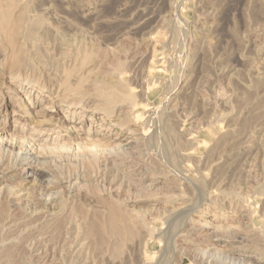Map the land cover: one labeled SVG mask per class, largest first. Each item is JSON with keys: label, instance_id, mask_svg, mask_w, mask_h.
Here are the masks:
<instances>
[{"label": "rangeland", "instance_id": "1", "mask_svg": "<svg viewBox=\"0 0 264 264\" xmlns=\"http://www.w3.org/2000/svg\"><path fill=\"white\" fill-rule=\"evenodd\" d=\"M31 1L33 2V0ZM36 1L37 0H34V3H32L34 4V8L36 7V9H34L33 6L31 7L32 13L37 15L39 14L40 16L42 15L44 18L46 17L50 22L49 23L47 21L48 26L51 27V31H55L50 35V37L45 39L48 40V43L44 40L48 45L50 43V45L47 46V44L44 42L46 44V51H48L47 54L49 55L50 52V55H52L49 56L50 58L52 57V62L53 59L57 57L54 59V63L61 62L66 66H72L74 61H72V59L69 61V59H66L69 56L65 55L73 54L74 52H76L75 48L76 50H78L77 47L79 46L80 51H87V54L91 57L89 62L91 63V60L92 62H94L92 64L88 63V66H85L86 69H91L95 67L96 64L100 65L101 62H105L104 64L101 63L103 66H105L106 64L110 65L112 59L115 60V58L112 57L113 55L115 57L121 56L122 58L120 57V59L125 60V62L126 59L127 62L129 61V63L126 64L127 66L128 64H130L128 66L129 69L127 68L126 70V67H124V70L126 71L124 72L123 70V75L126 76L128 82L130 81V85H133V88L139 91L141 90L139 87H141L142 84L145 83L146 87L144 85L142 86L144 87L145 92L144 102H146L147 104H149L148 102H150V104L153 105L152 106L149 104L150 106H152L150 107L152 113L149 112L148 114H146V117L143 120L144 125L146 124L145 126L143 125V128H145L144 131H146V133L143 131L145 140H141V142L139 141L135 144H132V146L128 145L126 146L127 148L125 147V149L123 148L125 154L128 155V159L131 160H126L122 164V166H120L121 169H119V171H115L117 174H122V176H118V184L121 186L120 183L122 182L123 185L122 188L120 187L121 191L119 190V194L115 191V188L112 189V194L114 193V196L120 195V197L122 198H125L127 196H129V198H132V192H134V189L136 190V188H138L139 190L140 188V190L142 191L141 188L146 189L145 186L151 183L144 180L147 175L151 174V172H157L160 177L166 175V179H168L166 180L165 184H163L164 182H162L160 179L159 181L154 182L155 185L159 183L157 185V188H154V186L152 188L154 189L153 193L155 192V189L157 190L158 188V193L161 191V195L159 196L160 203H158V205H156L155 207L151 206L153 208L150 207V204L147 201L140 202L139 205L140 209H143L142 211H145L147 209H151V211L153 210L152 213L154 214L152 217H149V219H152L153 217L159 218L160 216V220L162 221V223L150 225V227H152L153 229H148L150 231H153L154 235H150L151 233L148 234L150 231L148 232L146 229H140V231L142 230V232H138V235L132 237L131 239H127L128 241L126 240L125 245H123L124 247H122L121 249H115V240L108 239L105 242L106 244H104V246H101L100 249L96 250L94 248L95 251L93 250V253V251L91 250L93 248V242L91 243L92 239L89 240V237H86L84 236L86 234H83L85 230L87 232L88 227H85L87 225H85L84 223L78 222L79 218L75 217L76 219L72 222L67 220L68 218H62V220H66L68 224L65 221L62 222V220L59 221L61 223L53 222L52 224H49V221L51 219L49 218V215H45L44 219L43 217L38 216L35 219H25L24 217L27 211H24V214V212H21L23 211L22 206H20L21 208L18 207L20 210L16 206H14L13 198L10 197V194L8 195L9 192L7 190L3 189V192L1 190L3 194L0 193V208L2 205L9 206L8 204L12 203L11 205L13 206H10L13 208H9L13 209V211H10L8 208L6 209L7 212L4 213L7 214L8 212H10L9 214H7L8 217L6 218L8 219L10 217L8 219L9 221L7 220V222H2V224L0 225L3 226L2 228L0 227V229H3L2 232L4 231L3 234L2 232L0 233L2 234L0 235V237L2 236L0 238V243L4 240L7 242L6 243L4 241L5 243L3 242L2 245L0 244L1 248H5H3L4 250L0 248L3 252H5L2 253L0 250V253L6 255L4 257L2 254L0 255V264H8V262L9 264H71L72 261V264H85L84 262H86V264H153V262L154 264H167V262H170L168 264H232L233 261L234 264H264V252L262 253V250L264 249V231H262V229H264L262 228L264 226V218L262 216V212L264 210V195H262L264 194V184L262 185V183H264V172L262 171L264 170V0H38V3ZM37 8L39 10L41 9V11L37 10ZM34 11L37 13H35ZM46 18L45 20H47ZM49 24H51L52 26ZM54 37L56 40L53 39ZM63 37L64 39L62 40ZM63 42L66 44H64ZM58 45L61 46L59 47ZM71 48H74V50L72 51ZM81 48L84 50H82ZM97 50L99 52H95ZM107 51L109 52V54L107 55V58H104V56H106V54L108 53ZM110 51H115V54H113L112 52L113 55H111ZM93 52H95V54ZM100 52L102 53L101 56L102 58H104V62L102 61V58L98 56ZM54 55L55 57L53 58ZM93 55L100 58L96 59V57H92ZM64 56L66 58H64ZM63 58L66 60H64ZM108 58H110L111 61H109L110 59ZM2 59L3 58L1 57L0 61H2ZM98 59H101L99 60L100 63L97 61ZM37 64L39 66L38 68H40L41 66V70L44 72L43 75H46V78L48 77L47 75L50 71H53V73H57V71H54V69L52 70L51 67L49 68V66L43 63L40 64L38 62ZM58 73L56 74V77L58 76L59 79H57L58 81L56 80V83H58L63 76L61 75L62 72L58 71ZM151 78H153L152 81H150ZM49 80H51V78H49ZM155 80L156 82H153ZM25 88L27 89L26 86H24V89ZM54 88L49 87V89L45 90V94L56 96L58 90H55ZM22 89L23 88H20L18 91L20 94H22L20 95V97H22L23 95L25 96L26 94L24 92L25 90ZM2 96L6 101H8V97L11 96L15 99V96L11 94L9 95V92H7V89L5 88H2ZM2 96L0 98V102L2 100ZM172 109H174L175 111ZM6 110L7 111H5L4 106L0 107V118H3L6 112L8 118L7 126H9V124L10 126H13L14 123L12 122V115L14 108L12 107V105H10ZM157 112L159 113L157 114ZM160 112L162 113L160 114ZM19 115H21V113ZM16 118H20V116H17ZM96 119L97 126V124L99 125V122L101 121L99 117H97ZM112 120H115V118ZM20 121H22V119H20ZM171 128H175V130H172ZM176 128L178 130L180 128L181 131L176 130ZM25 131L30 132L31 128L26 127ZM172 131L177 132L175 134V132L173 133ZM183 131L185 133H182ZM178 138L181 141H179ZM200 140L203 141L201 142ZM142 142L146 147H143ZM146 142L148 143V145ZM177 142H179V145ZM196 142H198L199 145L195 144ZM139 145L142 147L140 148ZM175 145L178 146V149L180 147L177 153H180L181 155L174 154V152L176 153V147H174ZM136 147H138L139 150ZM134 148L137 150V152ZM171 150L173 153L169 152ZM180 150L185 151L182 152ZM156 151H158L160 154L158 152L155 153ZM166 151H168L170 157L172 155L171 160ZM161 152H163L162 155ZM186 152L188 153L186 154ZM158 154L161 156H159ZM183 154L185 156L187 155V157L183 158L185 157ZM163 155L165 159L162 157ZM165 155L167 156V158ZM188 156H190L191 159L190 157L188 158ZM179 157H182L180 161ZM155 158L160 163L156 164L157 161L154 160ZM134 159H140V162L135 160L134 163ZM150 159L153 161L152 163ZM163 159L165 161L167 160V163H164L165 161ZM174 159H176L178 164L175 163L176 161ZM187 159L190 160L187 161ZM143 160L149 161L148 163L150 165ZM70 161V163L72 164L69 163V160L67 161V163H65L66 160L63 162L60 161L61 163L58 162V166L55 170H60V172H63L65 175L69 174L68 171H70V168H67L72 167L75 162H73V159ZM173 162L178 167V169ZM179 162H181L182 164ZM153 164L158 165L159 167H156L155 165L154 167ZM167 164L168 166L166 167L165 165ZM171 165H174L173 167L175 169ZM149 166H151V169ZM162 166L167 169H161L163 168ZM58 167L62 169L64 168L63 171L61 169H58ZM127 167L128 169H130L129 171ZM181 167L183 170L180 169ZM64 170H68L65 171L67 173H65ZM147 170H149L148 174L146 173ZM160 170L164 171L158 172ZM21 171L22 168H19L17 171H14L12 173H0V179L3 180V177H11L12 175L13 180H7L8 183L6 182L5 185H15L17 183L20 184L19 182H21V178L19 174ZM178 171L180 172V174ZM261 171L263 174L261 173ZM60 172L58 174H60ZM115 172L114 174L109 173L107 174V176L112 177L116 174ZM136 172L137 175L134 174ZM181 172H186L184 173L185 176L181 175ZM64 174L61 173L60 176L64 178ZM167 174L170 178L167 177ZM175 174H179L180 177ZM123 175L125 176L123 177ZM127 176L130 177L131 181L133 180V178H135L134 180L136 181V183H134L135 181H132V183L130 184L129 182L131 181H129ZM189 177H191V179ZM47 178V176L46 178L44 177V182H51V179L48 180ZM123 178H125L124 180L126 182L124 180L121 181ZM177 178L179 180H177ZM187 178L190 179V181ZM173 179L174 181H177H175L174 184ZM180 179H182V182L180 181ZM139 180L141 181V183L139 182ZM191 180H196V183ZM167 181L169 182V184L167 183ZM55 182L58 181L55 180ZM144 182H146L145 186L141 185ZM133 183L135 184V186ZM181 184L183 187L180 186ZM186 184H188V187H186ZM127 185L131 188H135L130 189ZM111 186L107 185L108 188ZM2 187L3 185L0 186V188ZM180 187H182L183 189ZM125 189H130V193L129 191L127 193V190ZM124 190L126 191V193ZM174 190L175 193H172L174 192ZM55 191V194L53 193L54 197L57 196L56 193L58 191L60 192L61 190ZM108 191H106V193ZM23 192L25 191L23 190ZM23 192L20 193V196L26 194H23ZM222 192L224 196H226V192H229V196L230 193H234V196L231 195V197H236V199L234 200V198L231 197L224 198V196L221 195ZM238 192L241 193L243 199L240 195H237ZM35 193L36 194L34 198H36V196L38 197L36 198V200H44L48 198V195L46 196L42 189H38V191ZM182 194H184L185 196H183ZM73 195H75V192H73L70 197ZM103 196H105L106 198L108 197L106 196V194H103ZM179 197H183L182 200H180L181 198ZM78 199V203H76L75 205L85 204V207L92 208L93 206V209L97 207L95 201H87V199L85 198L79 200ZM230 199H233V202ZM70 200L72 201L73 198ZM234 201L236 203H239L236 205ZM79 202L82 203L80 204ZM254 202H256V204ZM247 204L252 209L254 204L255 210H257L256 217L260 220V222L257 224V227L260 226V230L262 231L263 236L261 231V234L259 233V231L257 232L259 235H257L255 232V237L251 236L252 233L250 232L251 235L245 237L246 239L243 238V240L241 238L242 234H238L237 237L240 239V241H244L242 245L247 246V248H241L242 250L240 249V251L239 249L233 252L228 251L227 249L225 250V247L223 246L225 244L223 243L226 239H222V243L216 242L214 240L210 242L209 240H211V238L206 235L207 232H209L208 230L210 229H202L200 228L198 223L195 222L196 219L200 218L199 215L203 213L207 215L210 214L209 216H211L213 212H215V210H217L218 212H226L228 214H230L231 212L234 213L235 211L234 216L236 217V224L240 225L243 229L250 223L247 217H245L247 215L245 211V209H247L248 207ZM178 205L182 206V209L177 210L178 213L181 214V217L183 216L182 220L175 209L178 208ZM185 205L186 207H184ZM214 205L215 207L217 206L216 209ZM7 206L4 207L6 208ZM244 206L246 207L243 209ZM187 207L188 209H186ZM234 207H236V210L234 209ZM154 209H156L157 211H154ZM171 209L173 210L171 211ZM239 209H241L242 211ZM174 210L178 215H176ZM183 210L184 212H182ZM169 211L172 213H170V216L168 214ZM167 216H169V218ZM174 216L175 218H173ZM17 217L20 219H18ZM12 218L15 222L12 220ZM37 218H41L40 220H43L44 222L42 221L41 223L39 220H37ZM164 219H166V223H164ZM177 219L179 220L178 222L181 223H179L178 225H174V222L178 223ZM25 220L28 221V224ZM11 221L17 224H14L13 222L11 223ZM64 223L65 225L67 224L65 226L66 228L64 226H61V224L63 225ZM79 223H81V226H83L82 233H80L81 229L78 230L79 232L76 231L77 229H79L78 227H80L78 225ZM191 223L193 224V226H190L192 225ZM33 224H35L36 227H34L35 225L33 226ZM53 224L56 227H53ZM23 225L28 226L24 227ZM44 225L47 227H45ZM261 225L263 226L261 227ZM43 226L46 228L48 234L46 233V231L40 233L42 232L41 230L45 229ZM189 226L191 229L189 228ZM39 227H43V229H40ZM48 227H50L51 229H49ZM37 228L39 231L37 230ZM168 228H170L171 232ZM247 228H249V225L244 229ZM17 229L19 230L17 231ZM10 230L13 233L12 236ZM248 230H251V227ZM8 231L9 235L7 234ZM13 231L16 232L14 233ZM146 231L148 235L146 234ZM159 231L160 234H157L159 233ZM56 232L58 233L57 235L55 234ZM161 232L163 234H161ZM17 233L20 234L18 235ZM39 233L40 236H38ZM60 233L61 235H59ZM66 233L69 234L67 235ZM77 233H80V235H77ZM42 234L46 235L45 239V235L43 236ZM81 234H83L84 237ZM168 234L169 240H166L165 238L168 237ZM75 235H77L78 238ZM156 235L157 237L159 235L158 238H162L163 240L158 239ZM171 235H174L173 237L175 239H173ZM8 236H11V238L9 237L10 239L7 240ZM52 236L55 238L56 242L54 241V238ZM12 237L13 239H15V237L17 239L19 238L18 240L20 242L23 241L26 246H24V243L22 242L19 243L17 239L13 240ZM35 238H42L41 240H44L41 241L37 239L35 241ZM238 238L233 239L234 246L241 245ZM255 238L257 240H255ZM65 239H67V241ZM84 239H86L87 242L89 241L87 246L92 248L85 250V253L82 252V254H84L82 255L78 250L80 249V245L85 242ZM251 239L253 241H251ZM65 241L67 242L66 244L64 243ZM109 241L110 243H108ZM112 241L113 244H111ZM212 242L215 243V245H213ZM166 243L169 245V247H171L169 248ZM195 243H200V245L197 246ZM216 243L218 244L216 245ZM14 244H18V246H14ZM8 246H10L11 248L14 246L16 249L12 248L9 250L10 247L8 248ZM211 246L214 248H212ZM167 248L169 249L167 250ZM184 249H186V251ZM200 249H203L205 251L201 252ZM6 250H12V252L9 253V251ZM58 250L63 251H60L59 253ZM165 250L167 253L164 252ZM13 251H15L16 254ZM44 252L46 255L44 254ZM163 252L166 253V256ZM218 252L221 253V256L219 255V258ZM12 253L16 256L19 255L21 258H19L18 256L15 260V256L13 257ZM72 253H76L77 255H74L73 257ZM147 253L148 255H152H149L148 257ZM203 253L204 255H206L205 257ZM8 254L9 256L12 255L10 257L13 258V261L12 258L10 259L9 256H7ZM201 254L202 256H200ZM1 256L7 260H2ZM160 256H163V259ZM227 257H229V259ZM147 261L151 262L149 263Z\"/></svg>", "mask_w": 264, "mask_h": 264}, {"label": "bare ground", "instance_id": "2", "mask_svg": "<svg viewBox=\"0 0 264 264\" xmlns=\"http://www.w3.org/2000/svg\"><path fill=\"white\" fill-rule=\"evenodd\" d=\"M32 3H34V0H33V2L31 0H0V58L1 57L3 58L2 61H0V63H1L0 64L1 65V70H0V98L2 96V88L7 89V92H9V95L11 94V95L15 96V99L12 98V96L8 97V99H9L8 101H6L5 98L2 96V100L0 102V107L4 106L5 111H7L6 109L10 105H12V107L14 108L13 115H12V117H13L12 122L14 123V125L12 124L13 126H10V124H9V126H7L8 118H7L6 112H5L4 117L0 118V173H6V172L12 173L14 171H17L19 168H22V171L19 174V176L21 178L20 179L21 182H19L20 184L17 183L15 185H12V184L11 185H7V184L5 185L7 180L8 181L13 180L12 175H11V177H6V176L3 177L4 178L3 180L0 179V186L3 185V187H4V188L3 187L0 188V193L3 192V189L7 190L9 192L8 195L10 194V197L13 198L14 206H16L17 208L22 206L23 211H21V212L27 211L24 218L25 219L29 218L28 220H30L32 218L35 219L37 216L43 217V219H44L45 215H49V218H51V219L49 221L50 223L49 222L48 223L52 224L53 222L54 223L59 222L60 220H62V218H68L67 220H69L70 222L74 221L76 218H79L78 222L84 223L85 225H87L85 227H88V228H87V232H86V230L83 232V226H81V223H79L78 225L81 228L77 226L79 229H77L76 231L81 229L80 233L83 232V234H86L84 236L89 237L88 238L89 240L92 239L91 243L93 242V248L91 247L92 248L91 249L89 246H87L89 241L87 242V240L84 239L85 242H83L80 245V249L78 250V251H80L81 254H82V252L85 253L84 251L88 250V249H91L92 251L94 250V248L96 250L100 249L101 246H104V244H106L105 242L108 239L115 240V242H114L115 243L114 244L115 249H121L122 247H124L123 245H125L127 239H129V238L131 239L132 237L138 235V232H142V230L140 231V229H146L149 232L150 230L148 228H152V227H150V225L162 223V221L160 220V216H159V218L153 217L152 219L151 218L149 219V217H152L154 214V213H152L153 210L151 211V209H147L145 207L147 210L144 209L145 211H142L143 209L141 210L139 205H140V202H143V201L149 202L150 207L151 206L155 207L156 205H158V203H160V199H159L160 197L159 196L161 195L160 194L161 191L158 193V191H159L158 190L159 188H158L157 189L158 191L155 189V192L153 193L154 189H152V188H153V186H154V188H157V185L159 183L155 185L154 182H157L160 179L162 182H164L163 184L166 183V180L168 178L166 179L165 174H164L165 176L160 177V175H158L157 172L156 173H155V171L151 172V170H150L151 174H149L147 176L143 173L146 176L144 180L151 182L153 184L149 183L148 185L145 186L146 182H144L141 185H144L146 189L141 188L142 191L140 190V188H139V190H138V188H136V190H135L134 189L135 187L131 188L130 186L127 185L130 189H134V192H132L133 193L132 198H129V196H127V197L124 196L125 198H122V197H120V195L114 196L113 195L114 193L112 194V189H114V188H115V191L119 194V192L121 191L120 187L122 188V185H123L122 182L120 183L121 186L118 184V182H119L118 176L119 175L122 176V174H117L115 171H119V169H121L120 166H122V164L126 160H131V159H128V157H127L128 155H126L123 150L128 145L132 146V144H135L139 141L141 142V140H145L144 132L146 133V131H144L145 128H143V125H144L143 120L146 117V114H148L149 112L152 111L150 107H152L153 105L150 104V102H148V103L152 106H150L149 104L144 102L145 101L144 100L145 92H144V87H142V86L143 85L145 86V83H143L141 87L138 86L141 89L139 91H137L135 88H133V85L132 86L130 85V81L128 82V80L126 79V76L123 75L124 67H126L125 68L126 70H127V68L129 69L128 66L130 64H128V66L126 65L127 63H129V61L127 62V59H126V62H125V60L120 59V57H121L120 55H119L120 57L116 56V57H118V58H116L113 55V54H115V51H112L113 54L110 51L111 52L110 54L113 55L112 57L115 58V60L112 59V62L114 60L113 63L111 62L112 64L109 62L110 65L106 64L105 66H103L102 64L105 63L103 61V59L105 57L107 58V55L109 54V52L107 51L108 53L106 54V56H104V58H102V56H101L102 53L100 52V54L98 56H100L102 58V61L104 63L101 62L102 63L101 64L99 62V60H101V59H98L97 61L100 63V65L96 64V66H95V64H94L95 67H93L91 69L87 68L88 70L86 69L85 66L88 63H90L89 61H90L91 57L87 54L86 50H85L86 52L80 51L79 46L77 47L78 50H76V48L74 47L76 52H74L73 54H71V55L66 54L65 55V56H69L70 58L69 57L66 58L64 56V58L69 59V61L71 59H72V61H74L72 66L71 65L66 66L65 64H62L61 62L60 63H58V62L54 63V61H55L54 59L57 58V57H55V55L53 56V58L54 57L55 58L53 59V62H52V60H51L52 57L51 58L49 57L52 55H50V52H49V55L47 54L48 51H46V46H45L48 43V40H45V39L50 37V35L53 34L55 31L54 32L51 31V27L48 26L49 20L46 17L45 18L47 20H45V18L42 15L40 16L39 14L37 15V14L32 13L31 7L34 5ZM48 7H45V8H48ZM33 8H34V6H33ZM34 9H36V7ZM37 10H39V9L37 8ZM39 11H41V9ZM35 13H37V12H35ZM49 25H51V24H49ZM53 28H55V27H53ZM57 33H56V35H57ZM53 39L56 40L55 37ZM63 39H64V37L62 38V40ZM64 44H66V43H64ZM49 45H50V43H49ZM49 45L47 44V46H49ZM58 46L60 47L61 45H58ZM63 48H65V47H63ZM74 48L73 49L71 48V50L73 51ZM69 49H70V47H69ZM82 50H84V49H82ZM95 52H99V51L97 50ZM95 52H93V53L95 54ZM105 53H104V55H105ZM51 54H52V51H51ZM61 55H62V53H61ZM96 55H97V53H96ZM92 57L95 58L96 56L93 55ZM100 57H96V59L100 58ZM94 58H92V59H94ZM110 58H108V59H110ZM66 59H64V60H66ZM93 61H95V60H93ZM109 61H111V59ZM38 62L40 64L43 63V64L49 66V68L51 67V69L52 70L54 69V71H57V73H58V71L62 72L61 73V75H63L62 79L58 83H56L58 81L57 79H59V78H58V76L56 77L57 73H53V71L52 72L50 71L49 73L47 72L48 77L46 78L45 77L46 75H43L44 72L41 70V66H40V68H38L39 67L37 64ZM98 62H96V63H98ZM92 63H94V62H92V60H91L90 64H92ZM156 65H157V63H156ZM45 68H48V67H45ZM126 70H124V72ZM158 70H160V69H158ZM47 71H49V70H47ZM58 75H59V73H58ZM49 78H51V80H49ZM152 79L153 78H151L150 81H152ZM153 82H156V80ZM162 82H163V80H162ZM150 83H148V84H150ZM24 86H26L27 89L26 88L24 89ZM49 87H53V88L55 87L54 89L58 90V92L56 93V96H53L51 94H45V90L49 89ZM20 88H23L22 90H25L24 91L26 93V94L24 93L25 96L23 95L22 97H20V95H22L18 92ZM15 93H16V95H15ZM64 104H65V106H64ZM165 108H167V107H165ZM169 110H171V109H169ZM172 110H174V109H172ZM163 112H164V108H163ZM18 113L19 114L21 113V115H19ZM158 113L159 112H157V114ZM161 113L162 112H160V114ZM17 116H20V118H16ZM97 117H99L101 122H99V125L97 124V126H96V120H97L96 118ZM114 118H115V120H112ZM20 119H22V121H20ZM26 127H30L31 131L30 132L25 131ZM172 130H175V128ZM176 130H178V129L176 128ZM179 130L181 131L180 128H179ZM176 132H175V134H176ZM182 133H185V132L183 131ZM179 135H178V137H179ZM178 140H179V138H178ZM262 140H263V138H262ZM179 141H181V140H179ZM147 142H148V140H147ZM177 143L179 145V142H177ZM195 144H198V142H196ZM263 144H264V142H263ZM142 145H143V147H146L145 144H143V142H142ZM147 145H148V143H147ZM176 145L174 146V147H176V150H175L176 153L174 152L175 155L180 154V153H177V151H179L180 147L178 149L177 148L178 146H176ZM141 147L142 146H140V148ZM136 148L138 149V147H136ZM142 149H144V148H142ZM171 149H174V148H171ZM168 150H170V149H168ZM180 151L183 152L185 150H180ZM188 151H189V149H188ZM136 152H137V150H136ZM157 152L158 151H156L155 153H157ZM166 152L168 154V151H166ZM169 152H172V150ZM263 152H264V149H263ZM162 153L163 152H161V155H162ZM187 153L188 152H186V154ZM137 155H138V153H137ZM161 155H159V156H161ZM168 156H169V154H168ZM190 156H188V158ZM162 157L164 158V155ZM176 157H178V156H176ZM186 157H187V155L183 158H186ZM166 158H167V156H166ZM169 158L171 160L172 155H171V157L169 156ZM181 158L179 159V161L181 160ZM237 158H238V156H237ZM72 159H73V162L74 161L75 162L72 165V167L67 168V169L70 168L69 169L70 171L64 170V172L68 171L69 174L65 175L63 172H60V170H57V171L55 170L58 166V162H60V161L63 162L66 160L65 163H67V161L69 160V163H70L71 162L70 160H72ZM190 159H191V157H190ZM190 159H187V161H189ZM135 160L139 161L140 159H138V160L134 159V163H135ZM154 160H156V158ZM174 160L176 161V159H174ZM183 160H186V159H183ZM143 161H145V160H143ZM156 161H157L156 164L160 163V162H158V160H156ZM145 162L148 163L149 161H145ZM145 162H143V163H145ZM152 162L153 161L151 160V163ZM181 162H179V163H181ZM164 163H167V160ZM175 163L178 164L177 161ZM175 163H174V165H175ZM70 164H72V163H70ZM244 164H245V162H244ZM55 165H56V167H55ZM154 165L155 164H153V166ZM68 166H71V165H68ZM155 166L157 167L158 165H155ZM165 166L167 167L168 164ZM149 167L151 169V166H149ZM176 168L178 169L177 166H176ZM58 169H61L63 171L64 168L62 169V168L58 167ZM127 169H128V167H127ZM161 169H167V168L163 167ZM180 169H182V167ZM129 170L130 169H128V171ZM172 170H171V172H172ZM182 170H180V171H182ZM58 171L60 172V174L62 173L65 175V176L62 175V176H64V178L61 177L60 174H58L59 173ZM162 171H164V170H160L158 172H162ZM262 171L264 172V170H262ZM262 171H261V173H262ZM114 172L117 175L115 174L112 177L107 176V174H109V173L114 174ZM148 172H149V170H147L146 173L148 174ZM65 173H67V172H65ZM184 173H186V172H183V173L181 172V175H184ZM134 174L137 175V172ZM179 174H180V172H179ZM179 174H175V175L180 177ZM46 176L48 177L47 178L48 180L51 179L50 180L51 182H49V183L44 182V177L46 178ZM124 176L125 175H123V177ZM136 177H138V176H136ZM167 177H169L168 174H167ZM142 178H144V177H142ZM189 178L191 179V177H189ZM124 179L125 178H123L121 181H123ZM128 179H129V181H131L130 177H128ZM134 179L135 178H133L132 181H135ZM182 179H180V181ZM187 179H184V180H187ZM190 179H188V180L190 181ZM192 179H194V178H192ZM55 180L58 182H55ZM137 180H138V178H137ZM177 180H179V179L177 178ZM132 181L129 183L131 184ZM173 181H174V179H173ZM175 181L173 182V184L175 183ZM191 181H194V180H191ZM262 181H263V179H262ZM139 182L141 183L140 180H139ZM194 182L196 183V180ZM134 183H136V181ZM167 183L169 184L168 181H167ZM200 183H201V181H200ZM127 184H128V182H127ZM263 184L264 183H262V185ZM107 185H109V186L112 185L111 187H109L110 190L107 187ZM186 185H187L186 187H188V184H186ZM134 186H135V184H134ZM176 186H178V185H176ZM180 186H182V184ZM124 187H123V189H124ZM162 187H163V185H162ZM182 187H180V188H182ZM189 187H191V186H189ZM195 188H197V187H195ZM38 189H40V190L42 189V191L46 194V196L48 195V198H46L44 200H36V198H38V197L37 196H36V198H34V197L36 194L35 192H37ZM123 189H122V191H123ZM130 189L129 190L125 189V190H127V193H128V191L130 193ZM1 190H2V192H1ZM23 190L25 192H23ZM55 190H57V191L61 190V191L60 192L58 191L56 193L57 196L54 197V194L56 192ZM106 191H108V192L106 193ZM224 191H226V190H224ZM21 192H23V194L24 193H26V194H24L23 196H20ZM73 192H75V195L70 197V195H72ZM178 192H177V194H178ZM223 192L221 195H223ZM229 192H231V191H229ZM229 192L228 193L226 192V196L223 195L224 198L225 197H231V195L234 196V193L233 194L230 193V196H229L228 195ZM234 192H236V191H234ZM240 192H238V193H240ZM125 193H126V191H125ZM172 193H175V190ZM180 193H182V192H180ZM220 193H221V190H220ZM238 193H237V195L241 196V193L240 194H238ZM103 194H106V196H108V197L106 198L105 196H103ZM182 195L185 196L184 194H182ZM262 195H264V194H262ZM233 196L231 198H234ZM169 197H170V195H169ZM72 198H73V200L71 201L70 199H72ZM75 198H76V200H75ZM78 198L79 199L85 198V199H87V201L88 200L95 201L97 204L96 208H100V209H96V208L93 209V206H92V208L85 207L84 203H83L84 205H75L76 203H78V201H77ZM179 198H181L180 200H182L183 197H179ZM171 199H172V197H171ZM235 199H236V197L234 198V200ZM242 199H243V197H242ZM69 200H70V202H69ZM230 200L233 202V199H230ZM7 201H8V199H7ZM183 201H184V199H183ZM198 201H199V199H198ZM244 201H247V200H244ZM213 202H212V205H213ZM238 203L235 202L236 205ZM243 203H246V202H243ZM254 203L256 204V202H254ZM6 204H8V203H6ZM11 204H8L9 206L4 205V206H7L6 208L3 205L1 206L2 209L0 208V222H1L0 225L2 224V222H5V221L7 222V220L10 218L9 217L8 219H6L8 217L7 214H9L10 212H8L7 214L4 212H7L6 211L7 208L10 211L11 210L13 211V209H11V208H13V207H11L13 205H11ZM186 205L184 207H186ZM216 205H217V203H216ZM246 206H244L243 209ZM9 207H11V208H9ZM153 207H151V208H153ZM214 207H215V205H214ZM216 207H215V209H216ZM239 207H242V206H239ZM248 207H247V209H245V211L247 213V215L245 217H247V219L250 221V223L248 225H249V228L251 227V230H248L249 228L244 229V228L248 227V225L247 226L245 225L246 227H244L242 229V227L240 225L236 224V220H235L236 217L234 216L235 211H234V213L231 212L230 214H228L226 212H218L217 210H215V212H213V214L211 216H209L210 214L207 215V214L203 213V214L199 215L200 218L196 219L195 222L198 223V225L202 229H210V230H208L209 232H207V234H206L211 238V240H209L210 242L212 240H214L216 242L222 243L223 242L222 239H226V240H224V243H223V244H225V245H223L225 247L224 248L225 250L227 249L228 251L233 252V251L239 249V251H240L241 248H243V247L247 248V246L242 245L244 243V241H240V239L237 237L238 234H240V235L242 234L241 238L243 239L245 237L250 236L251 235L250 232L252 233L251 236L255 237L256 234L259 235L257 232L259 231V233H260V231H261L260 226L257 227V224L260 222V220H259V218L256 217L257 216V212H256L257 210H255L254 204H253L254 210L249 205H248ZM235 208L236 207H234V209ZM175 209H176V211L179 209H182V206L178 205V208H175ZM186 209H188V207ZM155 210L156 209H154V211ZM172 210L173 209H171V211ZM184 210L182 212H184ZM239 210H241V209H239ZM176 211H175V213H176ZM25 212H24V214H25ZM182 212H180V213H182ZM170 213L171 212L169 211V213H168L169 216L172 214V213L171 214ZM175 213H173V214H175ZM177 213H178V211H177ZM177 213H176V215L179 214V213L178 214ZM5 214H6V216H5ZM179 215H180L179 217H181V214H179ZM241 215H243V214H241ZM21 216H22V214H21ZM169 216H167V217L169 218ZM175 216L173 218H175ZM236 216H238V215H236ZM262 216L264 218V210L262 212ZM182 217H181V220H182ZM22 218H23V216H22ZM49 218H48V220H49ZM240 218H242V217H240ZM18 219H20V218H18ZM40 219L41 218H37V220H39L42 223L43 220H40ZM190 219H191V217H190ZM12 220L14 221L13 218H12ZM13 221H11V223ZM64 221L66 222V220H62V222H64ZM178 221L179 220L177 219V222ZM22 222H23V220H22ZM27 222L28 221H26V223ZM37 223H38V221H37ZM45 223H47V222H45ZM59 223H61V222H59ZM164 223H166V219H164ZM179 223H181V222H178V223L174 222V225L175 224L178 225ZM14 224H17V223H14ZM49 224H48V226H49ZM3 225H4V223H3ZM10 225H12V224H10ZM34 225L35 224H33V226ZM66 225H65V223L63 225L61 224L62 227L63 226L65 227ZM26 226H28V225H26ZM26 226H24V227H26ZM190 226H193V224ZM190 226H189V228H190ZM262 226L263 225H261V227ZM0 227L2 228L3 226H0ZM34 227H36V225ZM43 227L42 228L39 227V228L43 229ZM45 227H47V226H45ZM53 227H56V226H54V224H53ZM48 228L51 229L50 227H48ZM170 228H171V226H170ZM170 228H168V229L171 232ZM178 228H179V226H178ZM262 228H264V226ZM2 230L3 229H0V233L2 232ZM12 230H14V229H12ZM18 230L19 229H17V231ZM37 230H38V228H37ZM41 231L42 232H40V233H43V231H46V228L41 230ZM60 231H61V229H60ZM147 231H146V234H147ZM262 231H264V229H262ZM262 231H261V233H262ZM10 232H11V236H12L13 233L11 230H10ZM13 232L15 233L16 231H13ZM73 232H74V230H73ZM172 232H173V229H172ZM255 232H256V234H254ZM3 233H4V231L2 232V234ZM40 233L38 236H40ZM46 233H47V231H46ZM80 233L79 234L77 233V235H80ZM152 233H153V231H150L148 234L154 235V233L153 234ZM2 234H0V235H2ZM7 234L9 235V231ZM17 234L19 235L20 233H17ZM55 234L57 235L58 233L56 232ZM83 234H81V235L83 236ZM157 234H160V231ZM161 234H163V233L161 232ZM164 234H165V232H164ZM169 234H168V237L165 238L166 240L169 238ZM42 235L44 236L45 234H42ZM59 235H61V233ZM77 235H75V236L77 237ZM11 236H8L7 240L10 239ZM201 236H202V234H201ZM262 236H263V233H262ZM16 237H15V239H17ZM150 237H152V236H150ZM156 237H157V235H156ZM156 237H155V239H156ZM158 237H159V235H158ZM172 237H171V239H172ZM259 237H261V236H259ZM45 238H46V235H45L44 239ZM71 238H73V237H71ZM192 238H194V237H192ZM236 238H238V240L240 241V244H241L240 246H234V243H233L234 240L233 239H236ZM250 238H252V237H250ZM12 239H13V237H12ZM15 239H13V240H15ZM30 239H31V237H30ZM37 239L35 238V241ZM41 239L42 238H39L38 240H41ZM158 239H160V238H158ZM173 239H175V238L173 237ZM43 240H41V241H43ZM65 240L67 241V239H65ZM166 240H165V242H166ZM191 240H193V239H191ZM247 240H249V239H247ZM255 240H257V239L255 238ZM50 241H52V240H50ZM54 241H55V238H54ZM66 241L64 242L65 244L67 243ZM206 241H208V240H206ZM251 241H253V240L251 239ZM3 242H1L0 244L2 245ZM21 242L24 243L23 241H21ZM21 242L19 241V243H21ZM256 242H258V241H256ZM256 242H254V243H256ZM108 243H110V241ZM111 244H113V241ZM195 244L197 246L200 245V243H195ZM217 244L218 243H216V245ZM41 245H43V244H41ZM213 245H215V243H213ZM10 246H12V245H10ZM10 246H8V248ZM14 246H18V244L17 245L14 244ZM14 246L12 247L13 249L15 248ZM24 246H26L25 243H24ZM49 246H50V244H49ZM20 247H21V244H20ZM62 247H63V245H62ZM168 247H169V245H168ZM3 248H1V249L4 250L5 248L4 249ZM12 248L10 247L9 250ZM169 248H167V250ZM203 248H205V247H203ZM212 248H214V247H212ZM17 249H18V247H17ZM248 249H250V248H248ZM2 250H1V252L5 253ZM9 250H6V251H9ZM184 250L186 251V249H184ZM263 250H262V253L264 252ZM15 251H13V252L15 253ZM60 251H63V250H60ZM60 251H59V253H60ZM94 251H93V253H94ZM200 251L203 252L205 250L200 249ZM221 251H222V249H221ZM10 252H12V250L9 251V253ZM164 252H166V250ZM258 252H260V251H258ZM2 253H0V255ZM166 253H164L165 256H166ZM44 254H45V252H44ZM222 254H223V252H222ZM243 254H244V251H243ZM12 255H13V253H12ZM12 255H10V256H12ZM74 255H77V254L76 253L73 254V257H74ZM82 255H84V254H82ZM142 255H144V254H142ZM149 255H152V254H149ZM149 255L147 253L148 257H149ZM203 255H204V253H203ZM219 255L221 256V253L218 254V258H219ZM4 256H6V255L4 254L3 257ZM7 256H9V254ZM10 256H9V258L11 259L12 257H10ZM18 256L13 255L15 260ZM200 256H202V254ZM205 256L206 255H204V257ZM263 256H264V253H263ZM3 257H2V260L6 261L7 259H4ZM175 257H177V256H175ZM181 257H183V256H181ZM5 258H8V257H5ZM19 258H21V257L19 256ZM227 258L229 259V257H227ZM214 259H216V258H214ZM180 260H181V258H180ZM194 260H197V259H194ZM5 261H3V262H5ZM12 261H13V258H12ZM0 262H1V260H0ZM72 262H71V264H72ZM147 262H149V261H147ZM160 262H161V260H160ZM233 262H232V264H234ZM84 263L86 264V262H84ZM163 263H164V261H163ZM168 263H170V262H167V264ZM3 264H5V263H3ZM8 264H9V262H8ZM15 264H17V263H15ZM38 264H40V263H38ZM146 264H148V263H146ZM153 264H154V262H153Z\"/></svg>", "mask_w": 264, "mask_h": 264}]
</instances>
